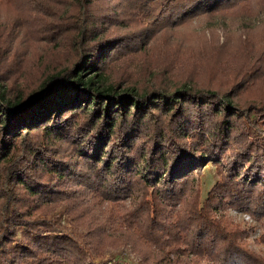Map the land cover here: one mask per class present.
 <instances>
[{
	"label": "trees",
	"instance_id": "obj_1",
	"mask_svg": "<svg viewBox=\"0 0 264 264\" xmlns=\"http://www.w3.org/2000/svg\"><path fill=\"white\" fill-rule=\"evenodd\" d=\"M262 10L0 0V264H106L123 243L144 264H264L219 214L264 217ZM199 15L247 20L177 38Z\"/></svg>",
	"mask_w": 264,
	"mask_h": 264
},
{
	"label": "rangeland",
	"instance_id": "obj_2",
	"mask_svg": "<svg viewBox=\"0 0 264 264\" xmlns=\"http://www.w3.org/2000/svg\"><path fill=\"white\" fill-rule=\"evenodd\" d=\"M156 8L158 5H153ZM152 14L149 13L148 17ZM257 17L264 18V10L259 13ZM238 21H232L228 18H220L214 16L199 15L186 26L181 25L179 29V36L177 38H184V36L192 35L193 31L200 29H214L221 32L234 31L237 25L247 20L246 17H239ZM218 179L215 165L211 162L202 165L199 173H196L195 189L198 190L199 201L202 202L206 199L208 191L211 189L215 180ZM127 205L130 201L126 200ZM180 204H176L178 208ZM219 214H223L233 223L239 224L248 230L245 240L248 246L257 253L264 256V242L259 241V237L264 232V217H252L245 209L234 208L231 206L222 209ZM106 264H144L140 254L129 243H123L122 246L117 248H109L103 256Z\"/></svg>",
	"mask_w": 264,
	"mask_h": 264
}]
</instances>
